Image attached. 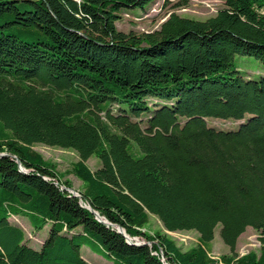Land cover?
<instances>
[{"label": "trees", "instance_id": "obj_1", "mask_svg": "<svg viewBox=\"0 0 264 264\" xmlns=\"http://www.w3.org/2000/svg\"><path fill=\"white\" fill-rule=\"evenodd\" d=\"M154 1L0 0V264H89L82 247L110 264H264V74L235 64L264 67V0L116 29L121 11ZM37 144L77 154L78 197ZM11 216L47 229L38 249ZM150 217L197 245L146 233ZM217 227L229 254L214 257ZM247 228L259 254L238 256Z\"/></svg>", "mask_w": 264, "mask_h": 264}, {"label": "rangeland", "instance_id": "obj_2", "mask_svg": "<svg viewBox=\"0 0 264 264\" xmlns=\"http://www.w3.org/2000/svg\"><path fill=\"white\" fill-rule=\"evenodd\" d=\"M181 0H155L150 3L145 9H133L121 11L119 13L120 19L116 22V29L125 34L135 33H149L157 30L160 24L168 18L171 13L189 18L197 21H204L217 14L223 8L222 0H190L185 7H177ZM235 64L238 70L246 77L257 78L258 75L264 74V67L261 66L256 60L249 56H236ZM240 121L232 120H216L208 121V125L218 127L221 129L235 128ZM33 150L41 154L44 161L55 166V171L61 176L62 180L69 181L71 191L78 197V191L82 189V184L79 179L70 173L71 165L77 161L78 157L74 151L64 150L56 147H48L45 145L37 144L33 146ZM90 170L94 171L100 166L99 161L91 157L87 161ZM9 222L13 225L19 226L25 232L26 243L38 249L42 240L47 236V229L41 232L33 231L28 221L21 217L11 216ZM144 231L150 235L154 233H162L168 236L175 242L176 246L181 251H187L195 247L198 243V234L189 232H173L168 233L164 231L160 222L150 217L148 225ZM258 233L251 228L238 238L236 244V253L238 256L248 254L250 252L259 254L260 244L258 241ZM142 242V239H135ZM82 257L89 264H110L102 257L92 253L88 248H81ZM228 247L223 244L219 236V227L214 231V239L211 242V255L219 257L228 255Z\"/></svg>", "mask_w": 264, "mask_h": 264}, {"label": "water", "instance_id": "obj_3", "mask_svg": "<svg viewBox=\"0 0 264 264\" xmlns=\"http://www.w3.org/2000/svg\"><path fill=\"white\" fill-rule=\"evenodd\" d=\"M74 196L77 197V195H75V194H74ZM94 214H95L96 219H98L99 221H101V222H103V223H106L105 221L102 220V218H100V217L98 216L97 213L94 212ZM117 232H119L120 234H122V235L125 237V239H126L127 242H131V241H132L131 238H129L128 236L125 235L124 231H123L121 228H117ZM135 242H136L135 245L140 244V242H138V241H136V240H135Z\"/></svg>", "mask_w": 264, "mask_h": 264}, {"label": "bare ground", "instance_id": "obj_4", "mask_svg": "<svg viewBox=\"0 0 264 264\" xmlns=\"http://www.w3.org/2000/svg\"><path fill=\"white\" fill-rule=\"evenodd\" d=\"M71 193H73V191L70 190ZM74 194V193H73ZM77 195V194H76Z\"/></svg>", "mask_w": 264, "mask_h": 264}]
</instances>
